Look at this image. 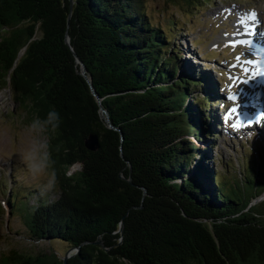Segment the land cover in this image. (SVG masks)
Instances as JSON below:
<instances>
[{
	"label": "trees",
	"instance_id": "1",
	"mask_svg": "<svg viewBox=\"0 0 264 264\" xmlns=\"http://www.w3.org/2000/svg\"><path fill=\"white\" fill-rule=\"evenodd\" d=\"M180 29L152 23L144 0H73L71 9L70 0H0V87L27 119L51 107L62 116L51 141L56 196L34 191L30 203L9 191L8 213L30 239L75 248L66 264H264V180L246 178L261 183L247 198L225 191L231 161L218 170L212 152L215 80L175 43ZM66 35L122 139L105 125ZM90 132L95 151L84 145ZM0 264L63 259L53 248L11 250Z\"/></svg>",
	"mask_w": 264,
	"mask_h": 264
},
{
	"label": "rangeland",
	"instance_id": "2",
	"mask_svg": "<svg viewBox=\"0 0 264 264\" xmlns=\"http://www.w3.org/2000/svg\"><path fill=\"white\" fill-rule=\"evenodd\" d=\"M144 5L152 23L167 27L168 20L173 19L182 28L176 31L175 43L181 45L188 58L208 66L220 100L216 111L218 135L212 150L217 158L215 165L222 170L223 162L231 161L224 174L225 191L240 189L242 197L253 196L261 183L250 185L246 178L256 181L258 176L264 180V122L236 130L231 127L236 114L227 123L224 118L233 107L244 120H255L258 113L264 112V108L255 107L252 98L250 102V95L260 87L253 78L258 75L243 71L245 67L249 68L244 63L251 59L249 44L240 43L244 39L237 38L239 31L245 29L246 36L254 39L252 42L264 46V0H211L208 4L193 0L190 3L184 0H144ZM250 23L253 30H250ZM229 96L236 99H229ZM251 104H254L253 109ZM251 110L257 114L251 115ZM30 122L24 112L18 110V103L11 99L8 90L0 87V255L11 250L35 254L53 248L63 257L75 249L71 250L62 243L30 239L19 217L8 213L6 199L9 191L26 195L30 203H34L35 192H39L40 181L29 177L20 160V153L33 139L27 131ZM76 168L79 165H73L69 171ZM3 182L7 187L2 185ZM49 194L54 197L56 191ZM257 201L259 199H253L251 204Z\"/></svg>",
	"mask_w": 264,
	"mask_h": 264
},
{
	"label": "clouds",
	"instance_id": "3",
	"mask_svg": "<svg viewBox=\"0 0 264 264\" xmlns=\"http://www.w3.org/2000/svg\"><path fill=\"white\" fill-rule=\"evenodd\" d=\"M61 123V113L51 107L43 118L35 116L27 125L33 139L20 153V160L29 177L40 181L38 190L41 195L58 189L60 171L53 158L51 141L56 137Z\"/></svg>",
	"mask_w": 264,
	"mask_h": 264
},
{
	"label": "water",
	"instance_id": "4",
	"mask_svg": "<svg viewBox=\"0 0 264 264\" xmlns=\"http://www.w3.org/2000/svg\"><path fill=\"white\" fill-rule=\"evenodd\" d=\"M72 4H73V0H70V9L72 8ZM65 42L66 44L70 47V49L72 50V53H73V56L75 58V61L76 63L79 65V68L77 70L78 73H80L84 78L85 80L87 81L88 83V86H89V89H90V92L93 94V96L95 97L96 101L98 102L99 104V109H100V114H101V117L103 118L104 122H105V125L108 127V128H111V129H114L116 131H118L120 133V138L122 139L121 137V130L118 128V127H115L110 119H109V116H108V112L102 107L101 103H100V98L99 96L97 95V93L95 92L94 90V87L92 85V82H91V77L90 75L88 74L87 72V69L86 67L84 66V64L80 61L79 57L76 55V53L73 51L70 43H69V37L66 35L65 37ZM84 145L87 149L91 150V151H95L99 148V136L97 133L95 132H90L88 133V135L85 137L84 139ZM131 170V168L129 167V171ZM128 182L130 184H133L131 182V178L129 177L128 179ZM139 188L141 189V195L142 197L146 195V188L143 187V186H139ZM264 198V193L262 194L261 198L260 199H263ZM259 199V200H260ZM254 204V203H253ZM141 207V205L139 206ZM182 215H184V213L180 212ZM119 232H122L123 231V222L120 221V224H119V229H118ZM98 243H101V241H97ZM72 249H75V248H71ZM73 252H66L65 255L62 257L63 259V264H66L67 262V258L72 254Z\"/></svg>",
	"mask_w": 264,
	"mask_h": 264
},
{
	"label": "snow or ice",
	"instance_id": "5",
	"mask_svg": "<svg viewBox=\"0 0 264 264\" xmlns=\"http://www.w3.org/2000/svg\"><path fill=\"white\" fill-rule=\"evenodd\" d=\"M240 43H245V44H251L252 41L251 40H241ZM244 63L246 65H256L258 62L255 61V60H245ZM243 71L245 73H253V69H250V68H247L245 67L243 69ZM254 74L255 75H260V74H264V69H261V68H255L254 70ZM229 99H236L235 96H229L228 97ZM234 114H236L235 116V122L232 123L231 127L233 129H236V130H239L241 128H245V127H252L254 124L256 125H260L262 122H264V113H260L257 115V117L255 118V120L253 119H247V120H244L242 115L237 113V108L236 107H233L228 113L227 115L225 116V122L227 123L229 120H232L234 118Z\"/></svg>",
	"mask_w": 264,
	"mask_h": 264
},
{
	"label": "bare ground",
	"instance_id": "6",
	"mask_svg": "<svg viewBox=\"0 0 264 264\" xmlns=\"http://www.w3.org/2000/svg\"><path fill=\"white\" fill-rule=\"evenodd\" d=\"M249 26H250V30H253V27H252V25H251V23L249 24ZM242 34V33H241ZM255 44H257V43H255ZM258 45V44H257ZM260 46V48L264 51V46L262 47L261 45H259ZM263 59H264V57H262ZM258 77H261L260 75H258ZM255 96V95H254ZM258 96V95H257ZM257 96H255L254 97V99H252V101L253 100H255V98L257 97ZM258 100H259V98H258ZM252 103H254L255 104V107H260V108H264V102H257V103H255L254 101L252 102ZM252 107V106H251ZM254 107V106H253ZM253 109V108H252ZM240 110H242V108H240ZM264 113V112H263ZM262 196V195H261Z\"/></svg>",
	"mask_w": 264,
	"mask_h": 264
}]
</instances>
